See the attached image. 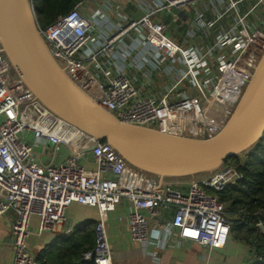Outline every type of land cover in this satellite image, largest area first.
I'll list each match as a JSON object with an SVG mask.
<instances>
[{
	"label": "built area",
	"instance_id": "2783aa9c",
	"mask_svg": "<svg viewBox=\"0 0 264 264\" xmlns=\"http://www.w3.org/2000/svg\"><path fill=\"white\" fill-rule=\"evenodd\" d=\"M85 1L39 29L59 66L99 106L122 122L170 134L210 138L224 128L264 54V32L246 23L264 0H230L229 10L245 2L254 6L209 47L178 44L166 34L167 25L153 22L150 15L121 24L96 44L93 21L83 12ZM195 1L166 0L175 7ZM131 29L143 32V42L155 49L144 74L148 87L155 86L156 74H162L165 85L158 96L145 95L113 60L117 42ZM38 144L66 146L71 153L44 166L34 157ZM86 150L93 155L95 170L80 162ZM241 178L230 163L209 174L164 180L132 167L110 143L89 136L41 103L0 46V215L16 214L13 264H40L28 246L30 217L40 218V232L56 231L66 223V211L74 202L100 212L95 246L84 254L96 264H114L106 214L121 200L130 203L127 219L134 242L146 244L154 234L160 244L175 238L209 251L222 249L232 235L231 225L224 204L213 192ZM170 208L173 217L164 219L163 210ZM258 227L264 231L263 222Z\"/></svg>",
	"mask_w": 264,
	"mask_h": 264
},
{
	"label": "crops",
	"instance_id": "0c3cea01",
	"mask_svg": "<svg viewBox=\"0 0 264 264\" xmlns=\"http://www.w3.org/2000/svg\"><path fill=\"white\" fill-rule=\"evenodd\" d=\"M229 6L230 0H196L179 7L169 6L166 0H86L83 12L93 21L96 44L104 42L108 36L117 31L121 24L127 25L150 15L153 22H163L167 25L166 34L178 44L185 47H209L216 43L218 35L227 32L254 4L250 2L248 7L244 6L247 10L243 8V3L236 9L229 10ZM256 10L257 7L250 15L257 17L259 13ZM198 15H201L200 22H197ZM257 19L254 20L257 24L255 28L259 26ZM261 29L264 30V25ZM142 33L131 29L123 35L116 44L113 60L116 61L120 70L134 79L145 95L158 96L162 93L165 82L162 74L159 73L154 76L155 86L148 87L145 83L147 79L144 73L155 49L143 42ZM118 68L114 67L115 71ZM70 153V149L66 146L38 144L35 146L34 157L40 164L48 166L64 160ZM80 162L86 169L97 168L90 150L83 152ZM129 210L130 203L127 200H121L114 211L106 214V228L114 264L250 263L249 246L232 235L224 248L215 251H209L195 242L175 238L160 244L154 234L146 244L134 242L129 236L127 219ZM163 215L164 219H171L174 209L163 210ZM66 218V223L58 226L56 231L40 232V218L37 215L30 217L31 233L28 246L35 256L58 236L67 235L63 232L65 228L73 229L79 224L97 222L100 212L97 207L74 202L68 207ZM15 220L16 214L13 211L0 215V264H13L15 249L12 226Z\"/></svg>",
	"mask_w": 264,
	"mask_h": 264
},
{
	"label": "water",
	"instance_id": "95a60500",
	"mask_svg": "<svg viewBox=\"0 0 264 264\" xmlns=\"http://www.w3.org/2000/svg\"><path fill=\"white\" fill-rule=\"evenodd\" d=\"M0 46L15 73L48 109L110 143L132 167L161 180L215 172L264 133V54L224 128L210 138H195L125 123L99 106L52 56L31 0H0Z\"/></svg>",
	"mask_w": 264,
	"mask_h": 264
},
{
	"label": "trees",
	"instance_id": "16d2710c",
	"mask_svg": "<svg viewBox=\"0 0 264 264\" xmlns=\"http://www.w3.org/2000/svg\"><path fill=\"white\" fill-rule=\"evenodd\" d=\"M80 0H31L40 28L54 23L71 11ZM103 142L105 140H102ZM242 178L224 190L213 192L224 204L230 221L232 236L250 248L249 264H264V133L245 153L229 158ZM97 222H86L74 227L67 235L58 236L36 255L40 264H96L84 259V254L95 246Z\"/></svg>",
	"mask_w": 264,
	"mask_h": 264
},
{
	"label": "rangeland",
	"instance_id": "374dc122",
	"mask_svg": "<svg viewBox=\"0 0 264 264\" xmlns=\"http://www.w3.org/2000/svg\"><path fill=\"white\" fill-rule=\"evenodd\" d=\"M249 4H250V2L243 3V8H244V6H247L248 7ZM244 9H246V8H244ZM256 11H257V13H259V15L257 17H253V15L248 16L247 19H246V23L249 26L253 27L256 24L254 22L255 18H258L257 19V23H259L260 28H259V26L257 28H259L260 30H262L264 32V30L261 29V27L264 25V23H263V21H264V5L257 6V10ZM256 26H257V24H256Z\"/></svg>",
	"mask_w": 264,
	"mask_h": 264
},
{
	"label": "bare ground",
	"instance_id": "6f19581e",
	"mask_svg": "<svg viewBox=\"0 0 264 264\" xmlns=\"http://www.w3.org/2000/svg\"><path fill=\"white\" fill-rule=\"evenodd\" d=\"M253 3V2H252ZM254 4V3H253ZM245 89V88H244ZM244 91V90H243ZM235 110V109H234ZM226 163V162H225ZM64 234H66V233H64Z\"/></svg>",
	"mask_w": 264,
	"mask_h": 264
}]
</instances>
